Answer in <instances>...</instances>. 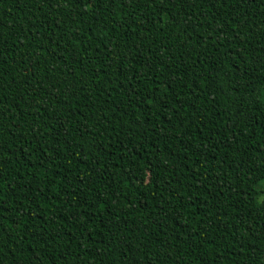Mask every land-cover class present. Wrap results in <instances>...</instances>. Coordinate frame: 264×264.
<instances>
[{"label":"trees","instance_id":"obj_1","mask_svg":"<svg viewBox=\"0 0 264 264\" xmlns=\"http://www.w3.org/2000/svg\"><path fill=\"white\" fill-rule=\"evenodd\" d=\"M263 178L264 0H0V264H264Z\"/></svg>","mask_w":264,"mask_h":264},{"label":"rangeland","instance_id":"obj_2","mask_svg":"<svg viewBox=\"0 0 264 264\" xmlns=\"http://www.w3.org/2000/svg\"><path fill=\"white\" fill-rule=\"evenodd\" d=\"M245 67L244 64H238L237 65V69H243ZM145 177V175H143ZM258 189L261 191V193H259V196H258V200H262L264 198V178L261 179L258 183Z\"/></svg>","mask_w":264,"mask_h":264},{"label":"snow or ice","instance_id":"obj_3","mask_svg":"<svg viewBox=\"0 0 264 264\" xmlns=\"http://www.w3.org/2000/svg\"><path fill=\"white\" fill-rule=\"evenodd\" d=\"M77 2H80V0H77ZM92 2V0H89V3H91Z\"/></svg>","mask_w":264,"mask_h":264}]
</instances>
